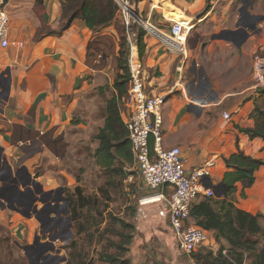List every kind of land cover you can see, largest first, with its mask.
Masks as SVG:
<instances>
[{"label":"crops","instance_id":"0c3cea01","mask_svg":"<svg viewBox=\"0 0 264 264\" xmlns=\"http://www.w3.org/2000/svg\"><path fill=\"white\" fill-rule=\"evenodd\" d=\"M234 1L142 0L135 3L136 11L150 18L168 36H174V28L167 21L166 9L193 21L189 35L193 46L188 41V50L183 55L157 37L145 35L141 54L135 34L128 42L129 51V43L134 49L138 46L146 68L148 90L168 96L163 108L164 146L182 149L188 171L214 159L207 186L215 190L224 181L226 173L233 170L226 159L239 147L247 155L264 161V138L252 137L245 132V129L255 128L253 114L262 95L254 64L256 54L264 47V22L259 26L261 31L251 33L241 46L226 39L212 38L224 30L238 29L244 3L237 13H231ZM263 5L264 0H251L250 14H261ZM207 6L210 8L206 12ZM8 12L11 45L7 49L0 47V94L4 79H10L7 99L0 100V175L7 174L3 171L5 156L14 170L19 166L18 161L26 155L19 146L31 144L29 140H23L28 136L37 141L30 151L33 144L29 146V154L42 149L25 160L24 165L42 184L46 179L44 174H37L29 166L50 157L49 148L38 143L40 137L52 143L55 150L53 143L59 142L60 138L56 137V132H63L76 114L81 115V110L84 114L90 109L93 102L91 89H103L109 81L115 83L116 77L107 79V65L97 69L96 64L102 57L92 62L89 57L90 54L94 56L95 51L112 50L111 40L105 37L107 34L93 32L82 19L74 20L61 35H47L49 30H59L63 24V0H10ZM113 23L106 28L114 27ZM101 36L105 40H97ZM124 97L119 102L120 110L124 108ZM225 112L230 113L231 118H225ZM36 132L40 133L37 137L34 136ZM6 183L0 180V188ZM18 187L21 191L25 189L22 183ZM233 196L239 209L264 214V165L256 171L255 183L246 186L238 182ZM205 198L206 195H200L194 205ZM0 210L1 213L15 212ZM22 216L27 220L35 217ZM261 222L264 226V218ZM190 223L193 224L192 219ZM208 233L210 242L218 244L214 232Z\"/></svg>","mask_w":264,"mask_h":264},{"label":"rangeland","instance_id":"374dc122","mask_svg":"<svg viewBox=\"0 0 264 264\" xmlns=\"http://www.w3.org/2000/svg\"><path fill=\"white\" fill-rule=\"evenodd\" d=\"M243 1L235 0L230 12L237 13ZM131 4L137 9L135 3ZM261 11V14H264V5ZM174 12L167 9L165 11L167 16L183 18L186 23L193 24L186 16ZM262 22L264 20L259 22L257 28L261 27ZM113 25L114 27L104 28L99 33L107 34L114 39L118 56L122 38L127 34L119 12ZM109 51L111 49H103L104 53ZM129 53L130 51L128 55ZM256 57L264 60V47L263 50H259ZM100 63L101 61L98 64ZM105 66L109 71L107 79H114L117 69L113 56L107 57ZM255 74L257 78L262 77L257 72ZM4 80L0 100L7 99L9 92L10 79ZM259 82L260 88H264V78ZM113 87L112 81H109L104 84L103 89L99 87L91 89L89 93L93 102L90 109H86V114L81 110V115L76 114L63 132H56V137H63V141L68 144L64 157L57 155L62 153V150H55L56 154L49 149L50 157L29 164L37 174H44L46 179L45 184H42L45 187L65 189V197L70 203L68 212L63 208L52 213L53 218L60 219L57 218L51 234H45L43 240L49 244V248L54 243L56 249L60 250L59 255L66 258L61 263L58 260L59 264H104L100 259L103 247L109 240H119L116 235H103L105 228L115 222L110 217L112 214L114 217L127 220L134 227V238L127 253L131 264H151L155 259L165 264H197L192 254L180 250L169 220L160 215V203L142 204L151 190L144 184L136 166L129 162L124 165L118 162L115 166L116 171L109 172L97 162L99 140L96 136L105 125L103 112L107 102L116 95ZM258 105L264 107V95L259 98ZM121 167L123 169H120ZM141 209L143 211H140ZM192 223L196 224L193 219ZM38 232H41V222L35 217L27 220L15 212L7 210L1 213L0 210V264H29L27 256L18 244L22 246L33 244ZM52 233L57 240L51 239ZM254 238L259 240V247L264 246V233ZM249 258L251 261L252 257Z\"/></svg>","mask_w":264,"mask_h":264},{"label":"trees","instance_id":"16d2710c","mask_svg":"<svg viewBox=\"0 0 264 264\" xmlns=\"http://www.w3.org/2000/svg\"><path fill=\"white\" fill-rule=\"evenodd\" d=\"M140 1L142 0H129L130 4ZM209 8L207 6L205 11H209ZM63 9L61 28L49 30L47 35H61L76 19L84 20L93 32L99 33L117 18L119 5L116 0H63ZM137 26L132 23L126 27L127 34L122 38L117 56L119 72L114 83L116 95L107 102L103 112L105 125L96 136L99 140L97 162L109 172L116 171L115 166L118 162L121 165L126 162L135 165L132 143L121 115L119 100L128 93L130 79L128 32L137 36L141 54L145 47L143 38L146 33ZM253 115L256 120L255 128L245 129V132L252 137L264 138V107L256 106ZM226 163L233 169L226 173L222 182L229 188L228 196L226 198L207 197L193 205L191 212V219L197 225L214 232L220 251L214 254L211 250L201 249L192 255L197 264H264V246L259 247V240L254 238L264 233L262 216L239 209L234 203L233 196L238 182H247L249 186L255 183V173L264 165V161L247 155L239 147L236 153L226 159ZM110 217L115 222L105 228L103 235H116L119 240H109L100 253V259L104 264H131L127 253L134 238V227L123 218L114 217L112 214ZM224 249L227 250L228 256L223 254ZM249 257H252L251 261Z\"/></svg>","mask_w":264,"mask_h":264},{"label":"built area","instance_id":"2783aa9c","mask_svg":"<svg viewBox=\"0 0 264 264\" xmlns=\"http://www.w3.org/2000/svg\"><path fill=\"white\" fill-rule=\"evenodd\" d=\"M9 2L10 0H0V47L3 49L11 45ZM116 2L119 5L118 12L122 15L123 25L129 27L132 23L137 24L146 35L155 36L183 55L186 54L192 30L190 22L184 24L181 22L183 18L169 16L167 21L176 29L174 36H168L157 28L150 18L137 12L129 0H116ZM131 39L132 33L128 32V42ZM129 45L130 79L128 93L123 99L124 108L120 111L132 143L134 164L144 184L151 190L142 204L160 203V215L169 220L181 251L190 255L201 249H208L217 254L220 246L216 242H210L208 231L190 223L196 199L200 195L216 196L215 189L207 186V178L211 175L214 159L188 171L182 149L178 146L170 148L164 146L163 108L168 96L153 94L148 90L146 68L141 60L138 46L136 45L134 49L132 44ZM19 46L22 47L23 44L20 43ZM254 65L255 73L262 76L258 77V80L262 81L263 58L256 57ZM224 116L227 119L231 118L228 112H225ZM153 199L156 201L148 202ZM223 254L228 256L226 249L223 250Z\"/></svg>","mask_w":264,"mask_h":264},{"label":"water","instance_id":"95a60500","mask_svg":"<svg viewBox=\"0 0 264 264\" xmlns=\"http://www.w3.org/2000/svg\"><path fill=\"white\" fill-rule=\"evenodd\" d=\"M250 3H251V0H244V5L240 9V13H241L242 19H241V23L237 25L238 26V29L237 30H235V31L234 30H224V31H222L219 34H215L212 38L213 39H226V40L232 41L234 44H236L238 46H241L250 37L251 33H258V32H260L261 29L260 28H257V27H258L259 22H261V21L264 20V14L251 15L250 14V11H249ZM105 37H109L110 38L112 50L109 51V52H107V53H102L101 51H99V52H96L94 54V56H91V54H90V56H89L90 57V61L91 62L92 61H95V60H97L99 58V56H101L102 57V60H101V63L100 64H97V69H102L105 66V64L107 63V57L113 56L114 59H115V62H116V69H117L116 70V76H117V74L119 72L118 64H117V56H116L117 46H116V43H115L114 39L111 36L107 35ZM105 37L104 36H101L97 40H99V39L105 40ZM189 45L191 47L193 46L192 45V39L189 40ZM2 74L5 75V72H3ZM263 91H264V88H259V92H263ZM2 123H4V121ZM4 124L7 125L9 128L11 127V124L8 123V122H6ZM51 133L53 134V132H51ZM39 134H40L39 132H36L34 134V136L37 137V136H39ZM40 138H41V140H39V142H38L40 144V146H42L43 144H45L50 150H52L53 152H55V150L51 146L52 143L50 144L49 142H47L44 137H40ZM30 139H31L30 137L25 136L23 140H24V142H26V141L29 140L30 143H31L30 145H32V144H34V143L37 142V141H34V140H30ZM58 140H59V143L62 144L61 147L63 149H61L62 150V153H60V154H57L56 153V154L58 156H60V157H63L64 154H65V152H66V148H67L68 144L63 141V137L58 138ZM13 141H15V140H13ZM30 145L24 144V145H20L19 146L26 153V155L23 158H20V160L18 161V165L20 166V168L17 170V173L16 174L18 175V173L20 171H24L27 174L29 180L26 181V182H23L22 185L24 187H26V186L32 184V186L40 187L41 190L43 191V193H40V191L37 190L39 192V194H38L39 196L33 197V199H32V204L33 205L37 201L38 202H42L43 204L46 205V206H44L43 208H41L39 210H37V208H36L37 206L36 205H34V208H33L34 216L40 222L43 223V217H42L43 216L42 215L43 210L46 209L45 211L47 212V215L49 216V219H53L52 216H51V214L53 212V208L52 207L55 204L57 205L58 203H56L57 201H54V202H47L46 201L47 199L44 197L43 194L52 193L53 190H50L49 192L48 191L47 192L44 191L43 185L36 178H33V176L30 173L28 167L24 165L25 160H27L29 157L33 156L35 153L40 152L41 149H42V147H40L39 150L34 151V152H32V153L29 154L28 153V148H29ZM4 163L8 164L9 167L12 169V166L9 164V161H8V159H7L6 156L4 157ZM0 180H3V177L1 175H0ZM243 183H244V185L248 186V183L247 182H243ZM18 189H19V187H18ZM228 189L229 188L226 187L224 185V183H220L216 187V190H215L216 196L217 197H220V198L221 197H227L228 196ZM2 190H3V188H0V199H3L4 200V197L1 194ZM47 208H49V209H47ZM31 215L32 214H30V216ZM56 238L57 237L55 236V234H53L51 236V239L53 241L57 240ZM18 246L23 249L25 255L27 256V258L29 260V264H35L34 256H36V257L37 256L44 257V255L46 253L47 254H51L53 251H56V253L58 254V257H59L58 260H59L60 263L62 261H65L66 260V258L61 257L59 255L60 250L59 249H56L54 243L51 244L50 248L49 247H37L34 250H32V247H33L32 245H24V246H22V245L18 244ZM151 264H165V263L163 261L159 260V259H155V261L153 263H151Z\"/></svg>","mask_w":264,"mask_h":264},{"label":"flooded vegetation","instance_id":"af4514ba","mask_svg":"<svg viewBox=\"0 0 264 264\" xmlns=\"http://www.w3.org/2000/svg\"><path fill=\"white\" fill-rule=\"evenodd\" d=\"M95 51V49L93 50ZM97 51H95L96 53ZM51 139H48V141H50ZM36 144V143H35ZM35 144H33L32 146H30L29 151L31 149L34 148ZM55 150L57 151H61L62 149V144L59 142H55L53 143ZM10 164V163H9ZM20 168V166H17L16 170H14V168L12 167V169L9 167L8 164L4 163V168L3 171L6 170L7 174L5 175H1L3 177V180L6 181L7 185H4L3 190L1 192L2 196L4 197L3 199H0V208L1 209H12L15 212H20L22 215L28 216V217H33L34 216V212H33V208L34 205H36L37 210L43 208L44 206H46L45 204L42 205L39 204V202H35L34 205L32 204V199L33 197L39 196V192L37 190L40 191V193H43V191L41 190L40 187H36V186H32L28 185L26 187H24V190H20L18 189L19 184L26 182L29 180L27 174L24 171H20L17 173V170ZM15 184L13 185H9V184ZM53 192L52 193H46L43 194L44 197L47 199V202H54L57 201L56 203H58L57 205L55 204L52 208H53V212H59L61 211L63 208L65 209V211H69V199L65 197V189L63 188H59L58 190L56 189H52ZM44 191L47 192V190L44 189ZM50 190H48L49 192ZM67 199V200H66ZM21 204V205H19ZM54 204V203H53ZM49 209V208H47ZM46 210V209H45ZM43 210L42 212V217H43V223L41 222V232L36 233V237H35V241L33 244H29L32 245V250H34L37 247H49V244L45 243V241L43 240V236L45 234H51L50 232L52 231V228L55 227L54 223L57 221L55 219H49V216L47 215V212ZM52 212V213H53ZM30 214H32L30 216ZM262 216L261 219L264 218V214H260ZM52 216V214H51ZM53 218V217H52ZM53 234V233H52ZM58 254L57 253H51V254H45L44 257H40V256H34V260H35V264H59L58 261Z\"/></svg>","mask_w":264,"mask_h":264},{"label":"bare ground","instance_id":"6f19581e","mask_svg":"<svg viewBox=\"0 0 264 264\" xmlns=\"http://www.w3.org/2000/svg\"><path fill=\"white\" fill-rule=\"evenodd\" d=\"M181 22H183L184 24L189 23V22L186 23L184 19H181ZM189 24H190V23H189ZM190 25H191V24H190ZM178 29H179V28H178ZM152 201H156V199L151 200V202H152Z\"/></svg>","mask_w":264,"mask_h":264}]
</instances>
